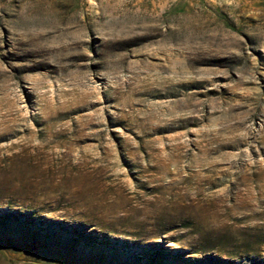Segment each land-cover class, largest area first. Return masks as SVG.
Here are the masks:
<instances>
[{
	"label": "rangeland",
	"instance_id": "rangeland-1",
	"mask_svg": "<svg viewBox=\"0 0 264 264\" xmlns=\"http://www.w3.org/2000/svg\"><path fill=\"white\" fill-rule=\"evenodd\" d=\"M0 264H264V0H0Z\"/></svg>",
	"mask_w": 264,
	"mask_h": 264
}]
</instances>
